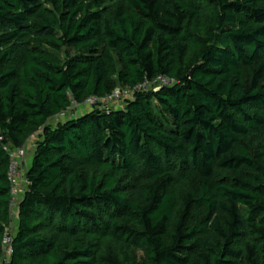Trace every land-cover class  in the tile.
<instances>
[{"label": "trees", "instance_id": "obj_1", "mask_svg": "<svg viewBox=\"0 0 264 264\" xmlns=\"http://www.w3.org/2000/svg\"><path fill=\"white\" fill-rule=\"evenodd\" d=\"M0 264H264V0H0Z\"/></svg>", "mask_w": 264, "mask_h": 264}, {"label": "built area", "instance_id": "obj_2", "mask_svg": "<svg viewBox=\"0 0 264 264\" xmlns=\"http://www.w3.org/2000/svg\"><path fill=\"white\" fill-rule=\"evenodd\" d=\"M171 81L164 76H159L157 79L151 81V82H146L142 85L139 86L140 89L142 88H148V87H153L155 90L158 89L161 85L164 84H170ZM117 90V89H116ZM116 90L109 95L108 97H106L105 99H98L96 97H92L87 99L84 103L82 104H78L76 102L75 105L77 106H82V105H90L91 107L93 106H97L99 105L102 101L104 100H109V99H113L114 98V94L116 92ZM127 92L130 94V90L127 89ZM24 147L21 148H17V149H13L10 151V156H11V166H10V178L13 182V204H12V211L13 209L17 206V204L19 203L18 199H17V193L19 192V186L23 180V182L27 183L26 180V175L25 173H23V169H21V167L24 165L25 160H24V156H25V151H24ZM22 158V160H20ZM15 213V211L13 212V214ZM13 224V223H12ZM13 225L10 226V228L7 230V233L4 237L3 240V249H4V254H8L11 255L12 253V228Z\"/></svg>", "mask_w": 264, "mask_h": 264}, {"label": "rangeland", "instance_id": "obj_3", "mask_svg": "<svg viewBox=\"0 0 264 264\" xmlns=\"http://www.w3.org/2000/svg\"><path fill=\"white\" fill-rule=\"evenodd\" d=\"M130 94L127 92V88H123V87H119L115 94H114V98L113 99H109V100H104L102 101L98 106L102 107V108H119V107H124L125 106V102L127 99L130 98ZM96 106V105H95ZM92 107L90 105H82V106H77L75 105V103L73 104V106L65 111L64 113H62L59 116H56L54 118H52L50 120V123L55 125L57 124L59 121H65L67 119L70 118H74L77 117L81 114H84L85 112H87L89 109H91ZM38 140L37 136H32L31 139L27 142L26 146L24 147V151H25V156H24V160L25 163L24 165L21 167V169H23V173H26V169L29 166L32 157H33V153H34V149H35V145L36 142ZM22 160V158L20 159ZM185 182L182 180H177L175 186L178 188L179 191H182L185 189ZM27 187V184L25 182H21L20 186H19V192L17 193V199L18 201L20 200V198L23 195V192L25 191ZM17 211V206L15 207V209H13L14 211ZM16 228V222L14 223V229ZM14 231V230H13ZM10 257V255L6 254L5 258L8 260ZM139 257L140 259H143V253H139Z\"/></svg>", "mask_w": 264, "mask_h": 264}]
</instances>
